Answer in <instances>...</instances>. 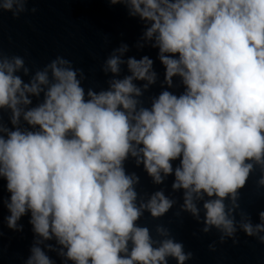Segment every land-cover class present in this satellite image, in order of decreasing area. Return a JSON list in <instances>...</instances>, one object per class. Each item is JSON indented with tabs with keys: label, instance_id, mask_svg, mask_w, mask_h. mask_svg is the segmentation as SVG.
Returning a JSON list of instances; mask_svg holds the SVG:
<instances>
[{
	"label": "clouds",
	"instance_id": "obj_1",
	"mask_svg": "<svg viewBox=\"0 0 264 264\" xmlns=\"http://www.w3.org/2000/svg\"><path fill=\"white\" fill-rule=\"evenodd\" d=\"M37 2L0 0V17L35 15L28 5ZM107 2L143 22L135 48L158 49L163 90L150 106L143 97L158 80L154 61L125 58L127 43L100 65L109 78L99 91L86 89L85 71L64 56L33 71L0 46V179L10 193L0 203L13 231L30 213L34 239L22 264H56L49 252L62 264H188L195 254L170 228L157 224L153 235L139 223L177 206V217L215 230L220 244H237L239 232L264 244V211L254 223L240 204L257 169L264 189V0ZM122 66L129 74L120 78ZM130 159L153 185L174 176L171 190L182 195H141Z\"/></svg>",
	"mask_w": 264,
	"mask_h": 264
},
{
	"label": "water",
	"instance_id": "obj_2",
	"mask_svg": "<svg viewBox=\"0 0 264 264\" xmlns=\"http://www.w3.org/2000/svg\"><path fill=\"white\" fill-rule=\"evenodd\" d=\"M28 7H36L39 11L35 15H22L19 19L12 18L9 12L3 13L0 17V46L5 54L24 57L26 64L33 71L42 68L57 55L64 56L71 60L75 67L85 71L88 79L83 86L99 91L100 88H107L106 80L109 78L100 71V65L112 49L123 42L130 48L125 58L135 56L139 59L147 55L154 61L158 80L145 92L143 97L145 106H150L149 97L158 95L163 90L161 83L164 80L165 68L158 59V49L146 46L138 50L134 47L142 35L144 24L138 17H129L125 6L119 4L112 6L107 0H39L35 4L30 3ZM122 68L120 78L129 74L126 66ZM23 78L27 82L28 77ZM136 83L139 85L144 82ZM174 83L178 84L179 78H174ZM168 90L178 95L183 91V87ZM36 102L33 98L34 105ZM173 163L175 166L179 161ZM125 167L128 172L135 171L140 176L141 183L137 190L141 195L150 194L159 188H165L166 195L174 198L182 195L171 190L174 176H169L164 185H153L142 165L136 167L134 161L130 159ZM259 175L257 169L241 191L240 199L241 208L251 215L254 223L259 222L258 213L264 211V189L258 190L256 187ZM0 197L10 198L6 181L2 179ZM177 210L178 206L158 220L145 213L139 223L152 229L153 235L157 224L170 228L177 240L183 241L186 251L194 252L195 257L188 264H264V244H260L255 238H249L243 232H239L237 244H233L231 240L220 244L219 234L215 230L208 234L201 233L199 229L202 225L197 224L188 214L177 217L175 215ZM8 215L10 213L7 208L0 203V231L3 232V236L0 237V264H22V259H26L30 254L29 249L34 239L29 223L30 213L19 221L23 225L22 232L7 227L5 217ZM214 241L217 242L216 251L212 252L209 251L208 245ZM48 255L56 264H62L54 252H49ZM169 264H176V261L170 260Z\"/></svg>",
	"mask_w": 264,
	"mask_h": 264
}]
</instances>
